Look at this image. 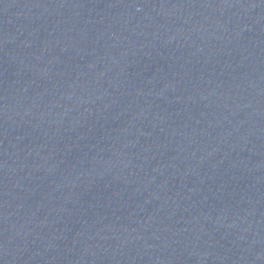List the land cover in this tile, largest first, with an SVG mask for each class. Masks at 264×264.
I'll list each match as a JSON object with an SVG mask.
<instances>
[{"label":"water","instance_id":"95a60500","mask_svg":"<svg viewBox=\"0 0 264 264\" xmlns=\"http://www.w3.org/2000/svg\"><path fill=\"white\" fill-rule=\"evenodd\" d=\"M0 264H264V0H0Z\"/></svg>","mask_w":264,"mask_h":264}]
</instances>
